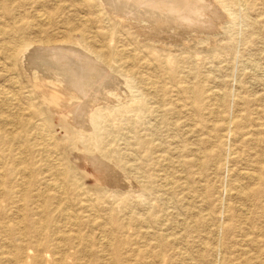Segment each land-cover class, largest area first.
Here are the masks:
<instances>
[{"label":"rangeland","instance_id":"rangeland-1","mask_svg":"<svg viewBox=\"0 0 264 264\" xmlns=\"http://www.w3.org/2000/svg\"><path fill=\"white\" fill-rule=\"evenodd\" d=\"M89 2L0 0V90L18 98L15 108L0 97V116L9 115L8 126L12 116L47 124L54 138L50 159L0 143V264H264V0L223 11L214 28L185 31L132 22L103 0ZM76 25L91 35L105 32L127 55L142 58L141 74L128 85L112 74L99 104L88 108L106 114L104 148L121 152L111 167L75 138L91 130L88 120L80 121L84 129L72 119L60 76L39 74L32 57L35 48L64 42L69 26L80 37ZM198 87L205 93L196 98ZM36 133L28 142L43 147ZM17 157L31 159L24 166L33 173L8 178L6 167ZM48 162L62 173L66 193L57 198L41 183ZM26 190L29 199L19 201ZM37 192L52 198L44 203Z\"/></svg>","mask_w":264,"mask_h":264},{"label":"bare ground","instance_id":"bare-ground-1","mask_svg":"<svg viewBox=\"0 0 264 264\" xmlns=\"http://www.w3.org/2000/svg\"><path fill=\"white\" fill-rule=\"evenodd\" d=\"M90 2H91V0H90ZM103 2L105 3L106 7L109 10H111V12L113 11L117 15L121 16L123 19H129L132 22H136V21L142 22L144 25H145V23L151 22L155 28H158L160 30H162L163 28L168 30V29L173 27V28H176V30L180 29L181 31L192 29L194 27H196V29L200 28V27H204V29H205V27H210V28L213 27L214 28L212 23L217 20V16H219L223 11L228 12V11L232 10L233 6L239 7V8H247V9L253 8L252 0H103ZM82 4H84V3H82ZM56 8H57V6H56ZM37 13H38V19L39 20L47 21L49 19V16L46 13H40V12H37ZM48 14H50V12ZM219 20H221V19H219ZM85 21H87V18ZM48 22H50V21H48ZM68 23H70V22H68ZM86 24L89 25V22ZM76 26L78 27V25H76ZM146 27H148V25ZM215 27H216V25H215ZM76 29H78L80 32V37H78V38L73 37L72 33L75 32L74 31L75 29L73 27L69 26V27H67V30H64L66 32V35H65L66 40L64 42L51 43V44H47L44 47L38 46L39 48H35L34 52L32 53V57L33 58L36 57V58H38V60L35 61L34 65L36 68H38L39 74H44L45 76L47 74L51 76V74H52L53 77L56 75L57 80L60 81V79H61L62 84H64V89H66V90H63L62 93L63 94L67 93V95H66L67 97L70 96L69 99H66L67 101L66 100L63 101V105H65L66 108L70 109V112L73 114V118L72 117L71 118L75 119V121H79V123H80V121H85V120L87 121L88 120V126L91 129V130H89V128L88 129L86 128L88 131H83V130L78 131L75 138H78L77 140L81 141L87 150L88 149L93 150L95 152V154L97 155L96 157L99 160H101V162L103 160L104 164L105 163L108 165L111 164L110 165V167H111V166L115 165L114 161L120 160L122 158L121 152L119 151L118 153H115L116 149H114V150L109 149V148H107V145L104 148L103 145H105V142H106L105 141L106 132L104 133V126H103L104 122H103V120H104V117L106 116V114L104 115L101 111L91 112L88 110V108H91L93 106L95 107L96 102H97V104H99L98 100L103 96L101 88H104V89L107 88V84H108V82H110V80H111L110 76L112 74H116L117 77L121 76V78H124L127 85L130 83V80H132V77H131V76H133L132 74H141L140 68H138V66H136V65L141 63L140 61L142 60V58H140L139 56L127 55L126 49L125 48L120 49V48H118L117 45L113 44V40H115V38L113 36H112V38H110L109 36H111V35L106 34L105 32L98 31L97 34L91 35L90 34L91 32L89 31V27H87L86 25H82L81 27L79 26ZM77 32H75V33H77ZM156 35H158V34H156ZM98 36H102V40L99 41L100 42L99 45H97L95 43V39ZM17 40H18V38H17ZM8 46H10V45H8ZM28 57L30 58V56H28ZM29 58H28V60H30ZM29 63H28V65H29ZM31 64H32V61H31ZM48 75H47V77H48ZM57 75L60 76V79L57 78ZM45 76H44V78H45ZM51 77H48V78L51 79ZM112 78H114V77H112ZM116 79H118V78H116ZM140 81H141V79H140ZM142 82L145 83L146 85L151 84L146 77L142 78ZM46 85H48V84H46ZM116 85H117V82H116ZM119 86H120V84H119ZM49 88L51 89L52 86H50ZM117 89H118V87H117ZM65 91H66V93H65ZM106 91H107V89H106ZM204 93H205L204 87L203 88L198 87L195 91L193 90V94L195 95L196 98L201 97L202 94H204ZM14 95L15 94H12L11 92L7 91L5 88L0 90L1 99L4 100L5 103H7V104L15 105L14 107L16 108V102H17L18 98L15 97L16 95L15 96ZM106 98H107V95H106ZM147 102H148V100H147ZM56 103H57V101H56ZM54 105H56V104H54ZM147 105L148 104L145 103L144 101L142 102V111H144V110L146 111V109L148 107ZM21 106H23V105H21ZM14 107H12V108H14ZM6 108H10V107L7 106ZM29 108H27V109H29ZM18 109H19V111H23L22 107H18ZM109 115H110V113H109ZM7 116H9V115L6 114V116L5 115L0 116V120L6 124V126L0 127V143L6 142L9 145H12V146L15 145L17 148H19L18 146H20L22 144V147L24 145V147L28 151L33 152V153H39L43 156H46V158L48 157V159H50L49 157L51 155H53V152H54L53 147L50 146L52 143L54 145V138H53V135L51 134L52 132L50 133V131H49V133H47L46 131H44V129L46 130V128L43 127L45 124L32 122L30 120V118H24L23 120H21V119H19V117L12 116L11 118H14V119H12V124L9 123V124H11V126H8L7 125L8 124ZM231 121H229V122L232 123ZM229 122H228L227 128H232V124H230ZM45 126H47V124ZM80 126L86 127V124H84V122H82V123H80ZM85 127H84V129H85ZM224 128H226V124H225ZM34 130L37 131V133L35 134V142L37 140H39L40 143L42 142L41 144L43 145V147H39V146L30 144L28 142V140H29V138H31L32 132ZM109 132H110V130H109ZM33 140L34 139H32V142L34 143ZM40 143H37V144L40 145ZM87 150H86V152H87ZM105 152H107V153H105ZM82 154H84V153H82ZM104 155H106L108 157H105ZM2 156L3 155H0V159L2 158ZM30 160L31 159L25 160L21 157H17L16 161H19L17 164H8L6 167L7 168L6 170L8 173V178L13 177L15 174H21L23 177L26 176V172L30 171V170H28V166H26V165L24 166V164L26 162H29ZM93 160L97 161L95 159H93ZM93 160H92V163H93ZM18 164H20V165H18ZM38 164L41 165V163H38ZM97 164H99V163H97ZM46 165L49 166L48 172L50 171L49 175H51V177L48 178L49 175L48 176L46 175L47 177H43L44 176L43 175L42 176L43 182H41L42 180L41 181L39 180V181L46 185V188H47L46 191L54 192V194L57 195V196L55 195L56 198L58 197V195L59 196L64 195L66 193V191L63 187L62 182L58 181L60 178L59 175H62L61 171L57 167H55V169L50 168L51 164H49V162ZM95 165H96V163H95ZM100 167L101 166H99V168ZM107 167L108 166L106 165V168ZM108 169H106V170H108ZM2 170H3V167H2ZM104 170H105V168H104ZM109 170L111 171V169H109ZM51 171H52V173H51ZM30 172L33 173V170ZM111 173L113 175L116 172H115V170H112ZM249 173H248L249 175L253 176V174H251V172H249ZM52 176H53V178H52ZM6 178L7 177H5V179L3 181L7 186L8 182H5ZM25 178H27V177H25ZM251 179L252 178H250V180ZM29 180H28V178L25 180L26 187L29 186L31 183ZM69 180H70L69 182L72 183L71 184V186H72L71 190L74 189L73 192L75 194L80 195V189H82V188H80V186L78 185V183L76 181L74 182L71 179H69ZM20 183L22 184L21 181L19 182V184ZM44 194H46V192L41 193V194L38 193V196H37V198L35 197V199L39 200V198H40V199H43V201L45 200L44 203H48V201H49L48 199H51L52 197H50L48 195V193H47V195H44ZM23 195H24L23 199L21 197V198H19V201L28 200L29 196H30V191L26 190ZM35 196H36V194H35ZM224 199H225V197H224ZM60 202H61V200H60ZM79 202L83 206L90 208L89 207L90 203L88 202L87 199L83 198L82 196L79 199ZM25 204H27V203H25ZM41 207H42V205H41ZM88 208H87V210H88ZM63 211H64L63 215L65 218H67V221L68 220L74 221L72 219L70 213H68L65 208L63 209ZM89 211H91V210H89ZM47 217L48 216H46V218ZM73 217H75V216H73ZM92 217L94 218V215L91 216V218ZM47 224H48V226H50V224L48 222H47ZM72 224H73V222H72ZM6 230L13 232L16 230V228L15 227H8ZM15 233H17V232H15ZM160 258H162V257H160Z\"/></svg>","mask_w":264,"mask_h":264}]
</instances>
